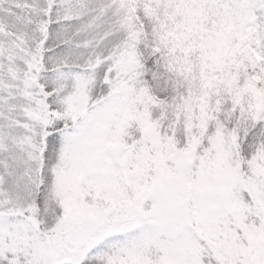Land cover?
Wrapping results in <instances>:
<instances>
[{
    "label": "snow or ice",
    "instance_id": "snow-or-ice-1",
    "mask_svg": "<svg viewBox=\"0 0 264 264\" xmlns=\"http://www.w3.org/2000/svg\"><path fill=\"white\" fill-rule=\"evenodd\" d=\"M0 264H264V0H0Z\"/></svg>",
    "mask_w": 264,
    "mask_h": 264
}]
</instances>
